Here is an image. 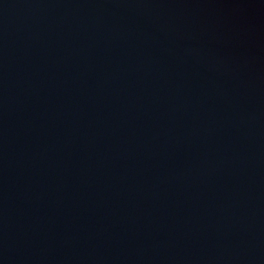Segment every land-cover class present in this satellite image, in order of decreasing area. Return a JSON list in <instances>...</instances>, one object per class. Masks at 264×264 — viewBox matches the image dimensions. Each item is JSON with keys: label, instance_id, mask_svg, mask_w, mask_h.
Instances as JSON below:
<instances>
[{"label": "water", "instance_id": "1", "mask_svg": "<svg viewBox=\"0 0 264 264\" xmlns=\"http://www.w3.org/2000/svg\"><path fill=\"white\" fill-rule=\"evenodd\" d=\"M0 264H264V0H0Z\"/></svg>", "mask_w": 264, "mask_h": 264}]
</instances>
